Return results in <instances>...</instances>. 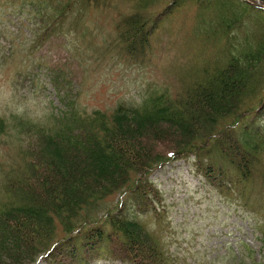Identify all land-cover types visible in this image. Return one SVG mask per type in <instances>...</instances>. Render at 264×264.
Instances as JSON below:
<instances>
[{"label":"trees","instance_id":"1","mask_svg":"<svg viewBox=\"0 0 264 264\" xmlns=\"http://www.w3.org/2000/svg\"><path fill=\"white\" fill-rule=\"evenodd\" d=\"M47 1L31 6L40 24L36 46L74 9L112 5ZM125 1L131 7L120 13L116 41L126 55L141 53L185 1L196 9L194 33L212 49L222 45L226 56L220 64L204 62L174 92L147 93L136 105L85 112L64 100V109L43 120L0 116V264H33L40 256L49 264H78L102 250L127 264H174L130 210L157 216L152 198L159 200V191L148 177L172 160L191 158L211 187L234 189L243 206L264 209V22L248 23L255 11L264 16L253 6L264 0ZM204 4L207 14L199 18ZM245 27L248 34L240 35ZM61 74L53 76L55 87L65 80ZM125 189L131 194L119 209L108 207L107 198Z\"/></svg>","mask_w":264,"mask_h":264},{"label":"rangeland","instance_id":"2","mask_svg":"<svg viewBox=\"0 0 264 264\" xmlns=\"http://www.w3.org/2000/svg\"><path fill=\"white\" fill-rule=\"evenodd\" d=\"M33 1L0 0L3 117L13 113L41 120L64 109V100L74 101L82 111H108L120 102L136 105L147 93L174 92L182 80L192 79L204 62L218 59L220 64L226 56L222 45L212 49L198 37V30L194 33L196 9L185 1L166 15L147 46L134 57L126 55L116 41L120 13L131 7L125 0H112L107 8L74 9L52 37L36 46L34 32L40 24L31 12ZM163 5L156 8L157 13ZM207 6H200L199 18L207 14ZM259 18L264 22L263 14L255 11L248 23ZM245 29L240 35L248 34ZM233 38L241 41L238 33ZM60 73L65 80L59 81V88L51 80ZM149 179L159 191V200L152 198L157 216L135 206L130 210L160 239L174 264H264V209L244 207L234 189L224 193L211 187L196 173L191 158L160 165ZM130 194L125 189L108 197L107 206L119 209V203ZM99 255L83 264H125L111 261L105 252ZM33 264L49 263L39 258Z\"/></svg>","mask_w":264,"mask_h":264},{"label":"water","instance_id":"3","mask_svg":"<svg viewBox=\"0 0 264 264\" xmlns=\"http://www.w3.org/2000/svg\"><path fill=\"white\" fill-rule=\"evenodd\" d=\"M258 7H259V9H263L264 10V5H261V6H258Z\"/></svg>","mask_w":264,"mask_h":264}]
</instances>
